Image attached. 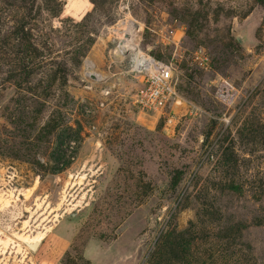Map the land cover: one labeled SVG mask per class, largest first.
I'll return each mask as SVG.
<instances>
[{
    "label": "rangeland",
    "instance_id": "rangeland-1",
    "mask_svg": "<svg viewBox=\"0 0 264 264\" xmlns=\"http://www.w3.org/2000/svg\"><path fill=\"white\" fill-rule=\"evenodd\" d=\"M128 22L175 67L167 124ZM0 264H264V0H0Z\"/></svg>",
    "mask_w": 264,
    "mask_h": 264
},
{
    "label": "built area",
    "instance_id": "built-area-1",
    "mask_svg": "<svg viewBox=\"0 0 264 264\" xmlns=\"http://www.w3.org/2000/svg\"><path fill=\"white\" fill-rule=\"evenodd\" d=\"M125 39H119L123 46L118 50V54L123 55L128 63V71L139 74L143 80V88L136 94L135 103L142 111L157 112L167 116V122L173 119V108L181 105L182 97L177 89V77H174L175 67L172 61H165L152 55L149 50H143L138 43L134 48H129ZM114 52V51H113ZM114 52L118 56V54ZM195 65L203 69L210 66V58L203 48L195 49L193 53ZM85 71L91 80H97L99 74ZM220 84L226 85V89H232L230 83L222 80ZM184 101V100H183Z\"/></svg>",
    "mask_w": 264,
    "mask_h": 264
},
{
    "label": "bare ground",
    "instance_id": "bare-ground-1",
    "mask_svg": "<svg viewBox=\"0 0 264 264\" xmlns=\"http://www.w3.org/2000/svg\"><path fill=\"white\" fill-rule=\"evenodd\" d=\"M133 26L135 31L133 32V36L135 38H133L132 36V32L130 34V28H128V30H126L127 27H129V25ZM125 32L123 34V37L121 39H125L124 43H126V45H128V49L129 48H134L135 49V45L138 39V33L140 30V24L139 23H133V22H128L126 24L125 27ZM129 35V36H127ZM129 37V38H126ZM123 44L120 41L119 43H117L116 48L113 50L115 53L118 52V50H120L122 48ZM89 63V62H88ZM88 63L86 64L87 67H89ZM91 67V66H90ZM88 72H92L93 74H95L94 70H91L90 68H87ZM102 76L98 75V79H100ZM29 221L25 220V224H28ZM29 226H31L30 230L28 231L29 233H23L22 235H19V240H16L17 243L24 245L26 248L30 249L31 251H35L36 248L38 247V245L40 244V242L42 241L43 237H44V233L45 231H39V228L34 226L35 228L32 227V225L29 224ZM47 229V228H46ZM27 231V230H26ZM14 234V233H13ZM15 235V234H14ZM18 239V238H17Z\"/></svg>",
    "mask_w": 264,
    "mask_h": 264
}]
</instances>
